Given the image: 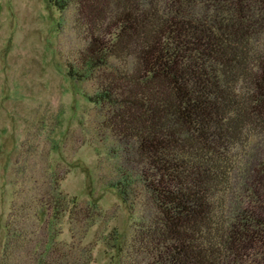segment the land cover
Masks as SVG:
<instances>
[{
  "label": "trees",
  "instance_id": "16d2710c",
  "mask_svg": "<svg viewBox=\"0 0 264 264\" xmlns=\"http://www.w3.org/2000/svg\"><path fill=\"white\" fill-rule=\"evenodd\" d=\"M48 1L84 12L81 75L123 161L113 186L136 217L112 248L128 264H264V0ZM58 185L36 200L30 264H89L98 211ZM25 234L7 229L6 248Z\"/></svg>",
  "mask_w": 264,
  "mask_h": 264
},
{
  "label": "rangeland",
  "instance_id": "374dc122",
  "mask_svg": "<svg viewBox=\"0 0 264 264\" xmlns=\"http://www.w3.org/2000/svg\"><path fill=\"white\" fill-rule=\"evenodd\" d=\"M83 16L74 3L58 9L48 0H0V264H30L28 251L47 223L33 217L36 200L49 196L54 179L80 208L98 211L81 239L89 264L130 263L110 239L131 234L136 215L128 209L133 200L113 186L123 161L106 128L108 109L89 100L97 79L81 75ZM9 228L30 240L7 249ZM59 228V242L73 241L66 219Z\"/></svg>",
  "mask_w": 264,
  "mask_h": 264
}]
</instances>
